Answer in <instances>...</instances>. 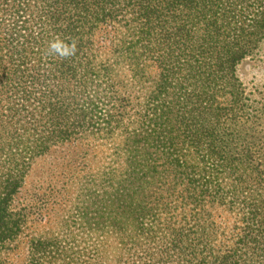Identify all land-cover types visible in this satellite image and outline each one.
I'll return each mask as SVG.
<instances>
[{
	"label": "trees",
	"instance_id": "1",
	"mask_svg": "<svg viewBox=\"0 0 264 264\" xmlns=\"http://www.w3.org/2000/svg\"><path fill=\"white\" fill-rule=\"evenodd\" d=\"M263 46L264 0H0V264L31 161L90 138L94 208L24 264H264Z\"/></svg>",
	"mask_w": 264,
	"mask_h": 264
},
{
	"label": "rangeland",
	"instance_id": "2",
	"mask_svg": "<svg viewBox=\"0 0 264 264\" xmlns=\"http://www.w3.org/2000/svg\"><path fill=\"white\" fill-rule=\"evenodd\" d=\"M238 74L248 91L262 89L264 46L257 56L239 65ZM107 154L104 146L90 138L57 144L31 161L13 200V205L25 212V228L17 247L3 256L4 264H24L30 236L47 230L57 231L59 220L71 219L82 204L89 203L90 209L94 208V199L83 203L82 195L96 190V169Z\"/></svg>",
	"mask_w": 264,
	"mask_h": 264
},
{
	"label": "clouds",
	"instance_id": "3",
	"mask_svg": "<svg viewBox=\"0 0 264 264\" xmlns=\"http://www.w3.org/2000/svg\"><path fill=\"white\" fill-rule=\"evenodd\" d=\"M53 47L56 48V45H53ZM70 54H71V52H67V51L64 53H61V55H70Z\"/></svg>",
	"mask_w": 264,
	"mask_h": 264
}]
</instances>
